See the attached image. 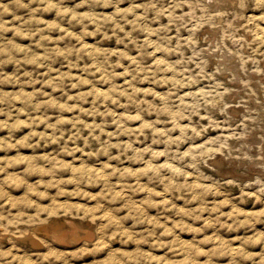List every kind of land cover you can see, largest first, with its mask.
Listing matches in <instances>:
<instances>
[{"label":"rangeland","instance_id":"374dc122","mask_svg":"<svg viewBox=\"0 0 264 264\" xmlns=\"http://www.w3.org/2000/svg\"><path fill=\"white\" fill-rule=\"evenodd\" d=\"M200 1L0 0V264H264V0Z\"/></svg>","mask_w":264,"mask_h":264},{"label":"bare ground","instance_id":"6f19581e","mask_svg":"<svg viewBox=\"0 0 264 264\" xmlns=\"http://www.w3.org/2000/svg\"><path fill=\"white\" fill-rule=\"evenodd\" d=\"M199 1H200V0H199ZM203 1H204V0H203ZM237 1H238V0H237ZM239 1H241V0H239ZM246 1H247V0H246ZM182 2H183V1H182ZM207 2H208V1H206V3H207ZM210 2H211V1H210ZM242 2H243V1H242ZM184 3H185V2H184ZM199 3L201 4L202 2L200 1ZM212 3H213V2H212ZM237 3H238V2H237ZM246 3H247V2H246ZM246 3H245V4H246ZM181 4H182V3H181ZM193 4H194V2L192 3V5H193ZM200 4H199V6H200ZM202 4H203V3H202ZM207 4H208V3H207ZM182 5H183V4H182ZM182 5H181V6H182ZM185 5H186V4H185ZM189 5H191V3H189ZM189 5H188V6H189ZM194 5H196V4H194ZM210 5H211V4H210ZM238 5L240 6V7L238 6L239 8H242V4L240 5V3H238ZM186 6H187V5H186ZM207 6H208V5H207ZM189 7H191V6H189ZM203 7H204V6H203ZM194 8H196V6H194ZM208 8H209V7H208ZM208 8H206V9H208ZM211 8H212V6H211ZM188 9H190V8H188ZM197 9H198V8H197ZM192 10H193V9H192ZM195 10H196V9H195ZM195 10H194V11H195ZM237 10H238V9H237ZM196 11H197V10H196ZM209 12H210V9H209ZM210 13H211V12H210ZM214 13H215V12H214ZM235 13H236V12H235ZM238 15H239V14H238ZM238 15H237V16H238ZM251 15H252V14H251ZM251 15H250V17H251ZM246 17H247V16H246ZM252 18H253V17H252ZM254 19H256V18H254ZM247 20H248V19H247ZM251 20H253V19H251ZM256 20H257V19H256ZM256 20H253V21H256ZM244 21H245V20H244ZM251 22H252V21H251ZM251 22H250V23H251ZM248 23H249V22H248ZM252 23H253V22H252ZM252 23H251V24H252ZM254 24H255V22H254ZM256 25H257V24H256ZM254 28H256V27L254 26ZM254 28H253V29H254ZM256 30L258 31V33H259L262 37H264V28H260V29H259V26H258V29H256ZM206 31H207V30H206ZM254 31H255V30H254ZM255 33H256V32H255ZM255 33L252 32V34H255ZM256 35H257V34H256ZM254 36H255V35H254ZM261 36H259V38H260ZM255 38H256V37H255ZM253 39H254V38H253ZM256 40H257V39H255V41H256ZM260 40H262V39H260ZM260 40H259V41H260ZM259 41H257V42H259ZM263 41H264V40H263ZM262 43H263V42H262ZM262 43H261V44H262ZM154 50H155V47H154ZM153 53H154V52H153ZM253 121H254V120H253ZM263 131H264V130H263ZM240 161H241V160H240ZM240 164H241V163H240ZM110 217H111V216H110ZM110 219H111V218H110ZM111 220H112V219H111ZM67 222H68V221H67ZM51 224H52V223H51ZM66 224H67V223H66ZM57 225H58V224H57ZM76 225H77V224H76ZM76 225H74L72 222H69V223H68L67 231L65 232V230H64L65 233L62 232L63 234L60 233L61 235H54V236H53V240L55 239V240H57V242L61 243V242L64 240L63 238L66 237V236H68L69 238L75 240V239L77 238V229H78V228L76 227ZM55 226H56V224H55ZM77 226H78V225H77ZM51 227H52V226H51ZM60 227H61V226H59V228H60ZM55 228H56V227H55ZM59 228H58V229H59ZM45 230H47V229H45ZM55 231H56V230H55ZM60 232H61V230H60ZM46 234H47V233H46ZM46 234H45V235H46ZM79 236H80V235H79ZM87 238L90 240L92 237H91V238H90V237H87ZM65 239H66V238H65ZM88 239H87V240H88ZM55 240H54V241H55ZM80 240H81V239H80ZM87 240H85V241H87ZM89 240H88V241H89ZM72 241H73V240H72ZM72 241H70V242H72ZM44 242H45V241H44ZM75 242H76V241H75ZM77 242H78V241H77ZM95 242H96V241H95ZM95 242L93 243V245L97 243V242H96V243H95ZM46 243H47V242H46ZM55 243H56V241H55ZM59 243H58V244H59ZM86 243H87V242H86ZM63 244H65V243L63 242ZM66 244H67V242H66ZM68 244H69V243H68ZM49 245H50V244H49ZM60 245H62V244H60ZM91 245H92V244H91ZM54 246H55V245H54ZM94 247H95V246H94Z\"/></svg>","mask_w":264,"mask_h":264}]
</instances>
